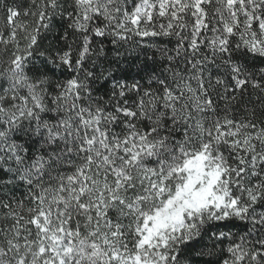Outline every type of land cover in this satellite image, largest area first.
I'll use <instances>...</instances> for the list:
<instances>
[{"label": "snow or ice", "instance_id": "6c2138e0", "mask_svg": "<svg viewBox=\"0 0 264 264\" xmlns=\"http://www.w3.org/2000/svg\"><path fill=\"white\" fill-rule=\"evenodd\" d=\"M0 264H264V0H0Z\"/></svg>", "mask_w": 264, "mask_h": 264}]
</instances>
